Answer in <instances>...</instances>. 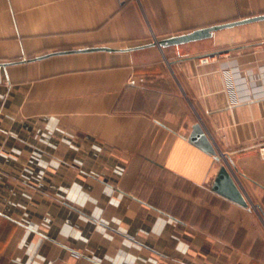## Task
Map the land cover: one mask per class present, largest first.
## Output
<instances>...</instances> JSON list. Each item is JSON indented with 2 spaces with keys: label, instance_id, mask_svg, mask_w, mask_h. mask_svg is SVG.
Masks as SVG:
<instances>
[{
  "label": "crops",
  "instance_id": "obj_1",
  "mask_svg": "<svg viewBox=\"0 0 264 264\" xmlns=\"http://www.w3.org/2000/svg\"><path fill=\"white\" fill-rule=\"evenodd\" d=\"M259 14L0 0V264H264V20L146 45ZM225 163L254 206L213 190Z\"/></svg>",
  "mask_w": 264,
  "mask_h": 264
},
{
  "label": "water",
  "instance_id": "obj_2",
  "mask_svg": "<svg viewBox=\"0 0 264 264\" xmlns=\"http://www.w3.org/2000/svg\"><path fill=\"white\" fill-rule=\"evenodd\" d=\"M261 20H264V14L254 15L220 24H214L203 28H197L191 32L177 34L163 39H156L153 43L146 45H157L160 48H164L172 45H180L186 42H191V41H196L211 37L213 33L219 29L233 27V26L261 21ZM139 47H143V46H139ZM93 50H114V49L111 47L103 46V47L78 49V50H73L72 52L93 51ZM189 140L194 144H196L197 146H199L200 148H202L203 150H205L206 152L215 155L218 159H220L221 157L225 158V155L223 153H220L218 149L215 147L214 143L209 138V136L205 132L200 122H197L193 126V130L189 137ZM212 188L215 192L219 193L220 195L228 198L229 200L243 207L249 208L255 205L252 204L249 201V199L246 197L242 188L237 183L235 175L231 171L229 165L226 163L220 167L219 172L214 180Z\"/></svg>",
  "mask_w": 264,
  "mask_h": 264
},
{
  "label": "built area",
  "instance_id": "obj_3",
  "mask_svg": "<svg viewBox=\"0 0 264 264\" xmlns=\"http://www.w3.org/2000/svg\"><path fill=\"white\" fill-rule=\"evenodd\" d=\"M203 60H207V57H204ZM130 84L132 85H140V84H144L145 82V77L144 76H136V77H131L129 80ZM262 149H264V147H262ZM50 264H57V263H50Z\"/></svg>",
  "mask_w": 264,
  "mask_h": 264
},
{
  "label": "rangeland",
  "instance_id": "obj_4",
  "mask_svg": "<svg viewBox=\"0 0 264 264\" xmlns=\"http://www.w3.org/2000/svg\"><path fill=\"white\" fill-rule=\"evenodd\" d=\"M146 81H147V80H146V77H145V82H144V83H146Z\"/></svg>",
  "mask_w": 264,
  "mask_h": 264
}]
</instances>
